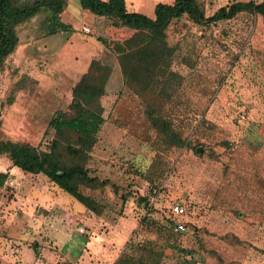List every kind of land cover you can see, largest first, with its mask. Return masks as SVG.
<instances>
[{
  "label": "rangeland",
  "instance_id": "1",
  "mask_svg": "<svg viewBox=\"0 0 264 264\" xmlns=\"http://www.w3.org/2000/svg\"><path fill=\"white\" fill-rule=\"evenodd\" d=\"M196 1L208 17L248 0ZM41 18L18 26V39L33 34ZM111 31L71 33L83 41L129 35ZM165 33L175 49L176 77L175 90L162 98V117L183 145L159 140L144 114L146 102L157 100L127 89L116 58L103 54L99 61L110 67L100 99L104 123L87 168L106 184L83 192L104 210L95 216L43 176L23 175L0 157V172L9 175L0 187V264H116L121 254L138 255L139 245L153 241L164 249L159 264H264V22L248 13L211 25L182 18ZM69 45L59 57L71 54ZM41 61L44 69L5 63L0 70V139L44 150L53 137L45 130L49 117L67 111L83 73L45 69L51 62ZM172 204L186 215L172 218ZM172 221L183 223L182 234L169 231Z\"/></svg>",
  "mask_w": 264,
  "mask_h": 264
},
{
  "label": "trees",
  "instance_id": "2",
  "mask_svg": "<svg viewBox=\"0 0 264 264\" xmlns=\"http://www.w3.org/2000/svg\"><path fill=\"white\" fill-rule=\"evenodd\" d=\"M67 1L0 0V70L18 45L17 27L37 14L48 13L45 24L40 28L44 36L67 29L58 21V15L64 10ZM76 1L81 10L109 20L113 28H124L129 32L122 40L106 41L99 37L96 40L115 56L123 85L127 89L141 99L153 95L154 100H157L146 102L144 114L159 140L169 148H179L184 141L162 117V98L175 90L172 80L176 77L171 71L175 49L167 43V27L172 21L182 18L197 25H211L229 21L239 13L258 15L264 22V0L259 3L250 0L233 2L218 8L208 17L196 0H174L171 5L156 4L153 19L127 12L124 0ZM109 75L108 65L97 59L90 60L86 71L70 90L67 111L57 110L49 117L45 130H51L53 137L44 150L28 143L0 139V157H5L12 168L30 177L43 176L48 183L95 216H100L104 207L84 194L83 190L94 191L106 184L90 175L87 163L104 123L100 99L105 93ZM8 179V173L0 172V187ZM125 200L122 198V203ZM173 223L169 231L174 235L182 234L184 231L174 233L171 230ZM152 228L161 234L160 227L153 224ZM165 240L167 242L169 237L165 236ZM154 246L159 250H154ZM31 248L36 256V240ZM136 250L139 251L138 255L121 254L116 264H159L164 249L153 241L139 245Z\"/></svg>",
  "mask_w": 264,
  "mask_h": 264
},
{
  "label": "crops",
  "instance_id": "3",
  "mask_svg": "<svg viewBox=\"0 0 264 264\" xmlns=\"http://www.w3.org/2000/svg\"><path fill=\"white\" fill-rule=\"evenodd\" d=\"M173 1L174 0H124V5L126 11L129 13H137L149 19H153V9L156 4L162 3L171 5ZM76 2L74 3L73 0H68L64 10L58 15L59 23L65 25L67 29L60 30L52 35L44 36L39 32L40 28L45 24L48 13L42 12L37 14V17L42 16L40 22H38L36 26L34 25L33 34L26 33L24 39H18V45L15 51L6 60L8 66L11 69H44L42 65H38V62H40L41 59V62L46 59L48 61L50 60L51 64L48 62L49 64L47 63L45 69H81L77 71L80 75L87 69L90 60H99L105 53L115 57L95 38L92 37L91 40L86 39L83 41L77 39L71 32L76 31L81 33V27H87L94 33H99V31L101 32L102 29H105L106 33L112 35L115 33L111 30L126 31V29L111 27L109 20L102 17H95L87 11L81 10ZM99 36L103 38L101 35ZM74 38L78 40H76V44H67L72 40L74 41ZM60 40L62 44H58ZM111 40L119 39H115L112 36ZM66 44L69 45L71 54L69 56L59 57L60 51H66L68 49ZM114 64L117 65L116 62ZM48 200L50 199L48 198ZM89 246H93L92 242L82 244L77 251H81L82 248H89Z\"/></svg>",
  "mask_w": 264,
  "mask_h": 264
},
{
  "label": "built area",
  "instance_id": "4",
  "mask_svg": "<svg viewBox=\"0 0 264 264\" xmlns=\"http://www.w3.org/2000/svg\"><path fill=\"white\" fill-rule=\"evenodd\" d=\"M81 32H83L84 34H90V30L87 27H81ZM169 214L171 215L172 218L177 219V218H181L185 216L186 211L183 206L179 204H172L169 207ZM171 230L174 233H180V232H183L185 229H184V225L182 222L174 221L173 225L171 226ZM78 232L80 234L86 233V231H83L82 229H79Z\"/></svg>",
  "mask_w": 264,
  "mask_h": 264
},
{
  "label": "water",
  "instance_id": "5",
  "mask_svg": "<svg viewBox=\"0 0 264 264\" xmlns=\"http://www.w3.org/2000/svg\"><path fill=\"white\" fill-rule=\"evenodd\" d=\"M196 152H199V150L197 149Z\"/></svg>",
  "mask_w": 264,
  "mask_h": 264
}]
</instances>
